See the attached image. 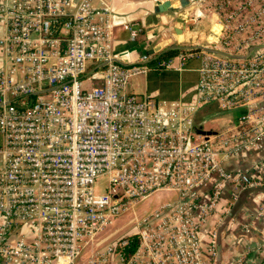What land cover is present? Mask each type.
Segmentation results:
<instances>
[{
  "label": "built area",
  "instance_id": "1",
  "mask_svg": "<svg viewBox=\"0 0 264 264\" xmlns=\"http://www.w3.org/2000/svg\"><path fill=\"white\" fill-rule=\"evenodd\" d=\"M93 1L0 2V264H213L216 229L205 245L199 232L219 183H232V201L264 187V176L223 166L264 139V2L189 0L227 13L214 44L176 54L178 68L200 59L195 100L184 102L127 90L151 67L121 62L113 13ZM124 28L131 40L140 32ZM209 103L244 111L205 134L197 116ZM160 190L175 198L104 234Z\"/></svg>",
  "mask_w": 264,
  "mask_h": 264
},
{
  "label": "crops",
  "instance_id": "2",
  "mask_svg": "<svg viewBox=\"0 0 264 264\" xmlns=\"http://www.w3.org/2000/svg\"><path fill=\"white\" fill-rule=\"evenodd\" d=\"M170 5L162 10L155 8L163 2ZM9 4L11 0H0ZM108 5L113 13V52L123 64H131L145 57L151 68L131 76L127 90L148 93L153 96L184 102L195 100L199 57L188 58L178 68L176 54L214 44L220 32L217 14L209 8H200L188 0H94ZM125 24H135L140 32L134 40L129 39ZM4 28L0 25V33ZM168 49H176L173 56L158 58ZM172 58L168 69L158 71L153 67L157 61ZM262 100L256 101L261 103ZM244 108V107H243ZM220 110L209 103L197 116L199 130L210 134L218 129L232 127L244 109ZM226 170L234 176L252 178L264 176V139L259 148H251L223 162ZM220 194L199 236L205 245L211 229L215 228L216 256L213 264H261L264 260V187L241 192L231 200L233 185L228 180L220 183ZM0 217V223L2 222Z\"/></svg>",
  "mask_w": 264,
  "mask_h": 264
},
{
  "label": "rangeland",
  "instance_id": "3",
  "mask_svg": "<svg viewBox=\"0 0 264 264\" xmlns=\"http://www.w3.org/2000/svg\"><path fill=\"white\" fill-rule=\"evenodd\" d=\"M189 1V0H188ZM239 1V0H238ZM254 4L261 5L264 0H254ZM220 15H217V18L225 17L227 11L225 8H223L220 12ZM259 13L262 15V18L264 19V9L260 8ZM105 184V181L103 180L101 183L97 185V191L101 192L103 189V185ZM175 198V193L168 190H160L155 191L152 194L148 195L147 197L140 200L133 208H129L128 210L121 213L119 216H117L112 224L107 226L104 230V234L113 231L117 228L121 229L118 231V235H122L127 233V231L131 228H133L132 224H129V220L133 216L142 217L146 213H149L151 210H153L155 207H157L159 204L168 201L173 200Z\"/></svg>",
  "mask_w": 264,
  "mask_h": 264
},
{
  "label": "trees",
  "instance_id": "4",
  "mask_svg": "<svg viewBox=\"0 0 264 264\" xmlns=\"http://www.w3.org/2000/svg\"><path fill=\"white\" fill-rule=\"evenodd\" d=\"M177 53L176 49H168L158 55V58H164L168 56H173ZM261 264H264V260L261 262Z\"/></svg>",
  "mask_w": 264,
  "mask_h": 264
},
{
  "label": "water",
  "instance_id": "5",
  "mask_svg": "<svg viewBox=\"0 0 264 264\" xmlns=\"http://www.w3.org/2000/svg\"><path fill=\"white\" fill-rule=\"evenodd\" d=\"M169 5H170V1L163 2L162 4H159V5L155 8V10H156V11H162V10L166 9Z\"/></svg>",
  "mask_w": 264,
  "mask_h": 264
}]
</instances>
